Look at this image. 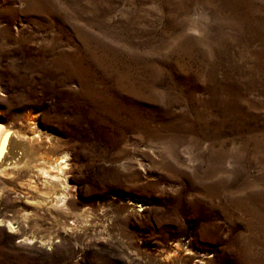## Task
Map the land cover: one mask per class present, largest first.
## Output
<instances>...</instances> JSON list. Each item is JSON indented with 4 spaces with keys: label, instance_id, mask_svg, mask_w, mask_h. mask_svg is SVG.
Listing matches in <instances>:
<instances>
[{
    "label": "rangeland",
    "instance_id": "374dc122",
    "mask_svg": "<svg viewBox=\"0 0 264 264\" xmlns=\"http://www.w3.org/2000/svg\"><path fill=\"white\" fill-rule=\"evenodd\" d=\"M30 119L0 264H264V0H0V123Z\"/></svg>",
    "mask_w": 264,
    "mask_h": 264
},
{
    "label": "bare ground",
    "instance_id": "6f19581e",
    "mask_svg": "<svg viewBox=\"0 0 264 264\" xmlns=\"http://www.w3.org/2000/svg\"><path fill=\"white\" fill-rule=\"evenodd\" d=\"M13 128L14 127L11 125L6 126L0 123V165L9 164L20 151H34V143L40 141L45 134L33 119H30L29 123V128L31 130L30 136L18 132ZM36 157L33 169L36 170V174L40 177L42 183L40 204L55 202L53 203L54 205L62 203L63 206H65L64 202L68 197L67 179L65 176L66 173H68V155L61 153L60 155L51 157L48 154H38ZM28 184L31 186L32 182L29 181ZM9 229L14 231V228L11 225L9 226Z\"/></svg>",
    "mask_w": 264,
    "mask_h": 264
}]
</instances>
